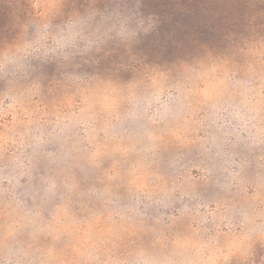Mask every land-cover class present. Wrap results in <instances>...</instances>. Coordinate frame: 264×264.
I'll return each mask as SVG.
<instances>
[{
    "label": "clouds",
    "instance_id": "1",
    "mask_svg": "<svg viewBox=\"0 0 264 264\" xmlns=\"http://www.w3.org/2000/svg\"><path fill=\"white\" fill-rule=\"evenodd\" d=\"M144 3L0 0V264H264V26L148 64Z\"/></svg>",
    "mask_w": 264,
    "mask_h": 264
},
{
    "label": "rangeland",
    "instance_id": "2",
    "mask_svg": "<svg viewBox=\"0 0 264 264\" xmlns=\"http://www.w3.org/2000/svg\"><path fill=\"white\" fill-rule=\"evenodd\" d=\"M6 11L0 9V25ZM142 11L160 21L134 50L148 64H169L204 49L230 55L253 29L264 26V4L259 0H145Z\"/></svg>",
    "mask_w": 264,
    "mask_h": 264
}]
</instances>
